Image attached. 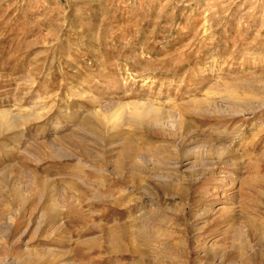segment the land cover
Returning <instances> with one entry per match:
<instances>
[{
  "label": "rangeland",
  "instance_id": "obj_1",
  "mask_svg": "<svg viewBox=\"0 0 264 264\" xmlns=\"http://www.w3.org/2000/svg\"><path fill=\"white\" fill-rule=\"evenodd\" d=\"M0 264H264V0H0Z\"/></svg>",
  "mask_w": 264,
  "mask_h": 264
},
{
  "label": "bare ground",
  "instance_id": "obj_2",
  "mask_svg": "<svg viewBox=\"0 0 264 264\" xmlns=\"http://www.w3.org/2000/svg\"><path fill=\"white\" fill-rule=\"evenodd\" d=\"M144 106V105H143ZM140 107L141 109H139V118H133L132 120H129L128 124H131L132 126H137V127H144V126H148V125H155V127H160L162 129L165 128V125L168 124V120L166 121L165 118L163 117V112H160L159 109L150 106V107ZM116 112V111H115ZM3 115L7 118V123L9 124V126H14L18 123V120L16 119V117L14 116H10L8 114V111H3L2 112ZM163 113V114H162ZM131 114V113H130ZM135 114V111H134ZM134 116V115H133ZM124 120V119H123ZM127 151L126 153L132 152V148L131 147H126ZM121 163L119 162L118 165H120ZM123 233V232H122ZM120 233V234H122ZM118 235V234H117ZM113 236V235H112ZM116 235H114L115 237ZM119 236V235H118ZM113 237V238H114ZM127 237V232H124V234H122L119 238L122 241L123 239H125ZM110 238V237H109ZM108 238V239H109ZM112 238V237H111ZM117 238V236H116ZM115 239V238H114ZM113 241V240H112ZM117 241V239H116ZM119 241V240H118ZM117 243V242H116ZM119 247V246H118ZM120 248V247H119ZM117 249V248H116ZM115 249V250H116ZM113 250V251H115ZM117 251V250H116ZM112 252V251H111ZM119 252V251H118ZM134 254H137L138 256H144L142 253H138L137 251L134 252ZM39 259V258H38Z\"/></svg>",
  "mask_w": 264,
  "mask_h": 264
}]
</instances>
